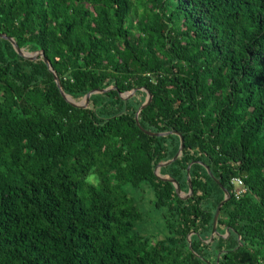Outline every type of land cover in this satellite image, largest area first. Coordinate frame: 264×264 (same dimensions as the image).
<instances>
[{"label":"trees","instance_id":"16d2710c","mask_svg":"<svg viewBox=\"0 0 264 264\" xmlns=\"http://www.w3.org/2000/svg\"><path fill=\"white\" fill-rule=\"evenodd\" d=\"M0 264H264V0H0Z\"/></svg>","mask_w":264,"mask_h":264},{"label":"water","instance_id":"95a60500","mask_svg":"<svg viewBox=\"0 0 264 264\" xmlns=\"http://www.w3.org/2000/svg\"><path fill=\"white\" fill-rule=\"evenodd\" d=\"M1 36H3L4 38H6L7 40H9V42L13 45L14 49L16 50V52L23 56V57H27V58H32L33 56L35 55H40L43 57V61L45 62V64L47 65V67L49 68V70L53 73V76H54V80L61 92V94L63 95V97L70 103H72L73 105L75 106H84L87 102V100L89 99V97L94 94V93H98V92H103V91H106L107 89H104V90H100V91H95V90H92L90 92H88L84 98H83V101L81 102H74L72 101L71 99H69V96H67L64 91H63V88L61 87V84H60V81H59V78L56 74V72L52 69L51 67V64L50 62L47 60V58L44 56V52L43 51H35V52H28V51H25L23 50L22 48H20L15 41H13V39H11L10 37L6 36L5 34H2ZM131 93H133V90L128 92L126 95H124L123 97H128ZM151 99V95L150 93L147 92V97H146V100L143 102V104L139 107L138 109V112L144 108L150 101ZM136 119H137V115H136ZM147 134H150V135H161L162 133H152V132H148V131H145ZM180 136V145H179V149L177 151V153L173 156V158L171 160H168V161H165V162H160L157 167H156V174L160 177L161 175L159 174V169L162 165H165V164H168L172 161H174L180 154H181V151L183 149V146H184V143H183V137L181 136V134H178ZM208 170V169H207ZM163 177V176H161ZM164 178L170 180L174 186H175V190L177 192L178 195H181L182 196V192L180 191V188L178 186V184L175 182V180L165 176ZM187 181H188V193L186 195H189L191 193V190H192V187H191V180H190V176H189V167L187 168ZM221 189L223 190L224 192V199L217 205L216 207V210L214 212V215H213V221H212V229H211V235H210V240L217 234V230H216V226H217V220H218V217H219V213H220V209L222 207V205L229 199L230 197V193L228 192L227 189H225L224 187H222L220 185Z\"/></svg>","mask_w":264,"mask_h":264},{"label":"rangeland","instance_id":"374dc122","mask_svg":"<svg viewBox=\"0 0 264 264\" xmlns=\"http://www.w3.org/2000/svg\"><path fill=\"white\" fill-rule=\"evenodd\" d=\"M126 94H123V96ZM69 99L72 100V98L70 97ZM81 101H83V99ZM127 191L129 194H131L134 197L135 204L138 206V208L141 210L143 214V220L138 224L137 227L139 233L143 236H150L152 238L151 240L163 239L165 236L164 233H166L164 227V219L160 214L161 211L155 208L152 202L153 201L152 192L150 190L149 192L148 191L146 192L144 191V189L138 190L133 188H128ZM181 194L182 196H184L183 193Z\"/></svg>","mask_w":264,"mask_h":264},{"label":"built area","instance_id":"2783aa9c","mask_svg":"<svg viewBox=\"0 0 264 264\" xmlns=\"http://www.w3.org/2000/svg\"><path fill=\"white\" fill-rule=\"evenodd\" d=\"M232 182L234 184V194L236 197H239L240 194L243 192V186H242V179L240 178H233Z\"/></svg>","mask_w":264,"mask_h":264},{"label":"clouds","instance_id":"9594fccd","mask_svg":"<svg viewBox=\"0 0 264 264\" xmlns=\"http://www.w3.org/2000/svg\"><path fill=\"white\" fill-rule=\"evenodd\" d=\"M89 181H91L93 179V177L90 175L88 178H87Z\"/></svg>","mask_w":264,"mask_h":264}]
</instances>
